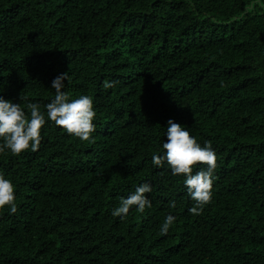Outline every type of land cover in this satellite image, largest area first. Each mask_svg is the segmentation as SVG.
Segmentation results:
<instances>
[{
  "label": "trees",
  "instance_id": "16d2710c",
  "mask_svg": "<svg viewBox=\"0 0 264 264\" xmlns=\"http://www.w3.org/2000/svg\"><path fill=\"white\" fill-rule=\"evenodd\" d=\"M62 73L93 98L92 141L47 120ZM0 97L46 117L38 151L0 154V264H264V0H0ZM169 119L217 155L200 215L152 163ZM143 183L152 206L113 216Z\"/></svg>",
  "mask_w": 264,
  "mask_h": 264
},
{
  "label": "clouds",
  "instance_id": "9594fccd",
  "mask_svg": "<svg viewBox=\"0 0 264 264\" xmlns=\"http://www.w3.org/2000/svg\"><path fill=\"white\" fill-rule=\"evenodd\" d=\"M68 73H62L52 81L51 87L55 89V96L47 103V120L65 130L69 135L79 138L81 141H92V134L96 131L93 123L96 118L93 98L89 95H81L79 98L70 100L65 89L64 80H68ZM117 81H106L104 88L111 89L117 86ZM28 113L20 103H12L0 97V154L10 151L18 156L28 151H38L41 144V129L46 123L45 113L41 111L38 103L27 104ZM166 137L162 147L165 152L162 155H153L152 163L157 168L166 163L174 176H183L187 193L194 201V206L189 211L194 215H200L204 207L212 201V187L215 180V171L218 167L217 155L212 148L211 142L207 141L203 146L197 142L189 131L181 124L169 119L167 122ZM94 142V141H93ZM204 165L198 171V166ZM149 183L140 184L127 198H121L120 205L112 210V215L125 217L130 209L135 206L136 210L143 213L150 208L151 201L146 194L152 192ZM7 206L12 214L17 213L14 184L0 174V209ZM175 207V202H170ZM176 217L167 215L160 232L166 235L174 224Z\"/></svg>",
  "mask_w": 264,
  "mask_h": 264
}]
</instances>
